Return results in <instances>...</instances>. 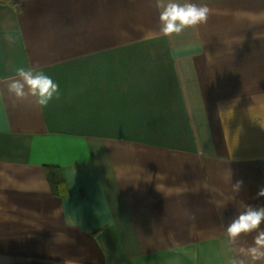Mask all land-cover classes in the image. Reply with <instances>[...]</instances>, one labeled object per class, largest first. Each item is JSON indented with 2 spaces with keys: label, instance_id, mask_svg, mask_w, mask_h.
Here are the masks:
<instances>
[{
  "label": "crops",
  "instance_id": "1",
  "mask_svg": "<svg viewBox=\"0 0 264 264\" xmlns=\"http://www.w3.org/2000/svg\"><path fill=\"white\" fill-rule=\"evenodd\" d=\"M174 2L207 23L164 36L157 0H0V264H264L238 251L264 223L226 231L264 207V0ZM20 67L59 98L16 100Z\"/></svg>",
  "mask_w": 264,
  "mask_h": 264
},
{
  "label": "clouds",
  "instance_id": "2",
  "mask_svg": "<svg viewBox=\"0 0 264 264\" xmlns=\"http://www.w3.org/2000/svg\"><path fill=\"white\" fill-rule=\"evenodd\" d=\"M156 6L159 11L160 32L164 36L180 35L185 28L205 24L210 14V9L206 5L180 4L174 0H168L167 3L157 0ZM16 77L7 85L8 92L13 94L16 100L35 97L34 103L43 109L53 98H59L58 84L43 71L20 67L16 69ZM240 187L241 182L233 185L236 191H239ZM257 195L264 196V188ZM262 223H264V207L248 206L227 227V235L230 241L235 243L242 233L254 232ZM238 251L253 262L264 260V231L259 232L252 246L241 247ZM233 264H246V262L239 260L234 261Z\"/></svg>",
  "mask_w": 264,
  "mask_h": 264
},
{
  "label": "trees",
  "instance_id": "3",
  "mask_svg": "<svg viewBox=\"0 0 264 264\" xmlns=\"http://www.w3.org/2000/svg\"><path fill=\"white\" fill-rule=\"evenodd\" d=\"M47 176L50 180L54 193L61 195V186L63 184V177L60 169L56 166H47ZM24 264H42L39 262H28Z\"/></svg>",
  "mask_w": 264,
  "mask_h": 264
}]
</instances>
